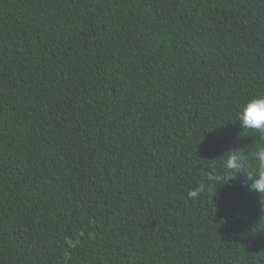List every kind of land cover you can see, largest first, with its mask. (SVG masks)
<instances>
[{
    "label": "trees",
    "instance_id": "obj_1",
    "mask_svg": "<svg viewBox=\"0 0 264 264\" xmlns=\"http://www.w3.org/2000/svg\"><path fill=\"white\" fill-rule=\"evenodd\" d=\"M259 95L264 0H0V264H264Z\"/></svg>",
    "mask_w": 264,
    "mask_h": 264
},
{
    "label": "clouds",
    "instance_id": "obj_2",
    "mask_svg": "<svg viewBox=\"0 0 264 264\" xmlns=\"http://www.w3.org/2000/svg\"><path fill=\"white\" fill-rule=\"evenodd\" d=\"M237 122L244 130L264 134V95H259L246 101L242 110L237 114ZM246 156L242 150L225 153L220 160L222 161L223 169L229 172L230 175L227 177L220 175L219 177H214V179L222 181L219 184H226L230 180L236 179V174L242 170L246 171L247 178L252 181L249 185V191H255L264 197V147L257 148L254 151L252 156L253 163L250 167L247 166ZM205 190L206 185L201 184L197 188L190 190L188 197L198 198ZM260 204L261 209L264 210V199L260 200Z\"/></svg>",
    "mask_w": 264,
    "mask_h": 264
}]
</instances>
